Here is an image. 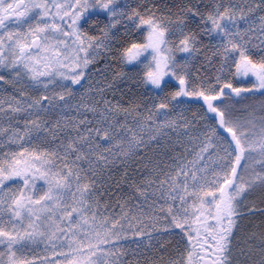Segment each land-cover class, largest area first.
Listing matches in <instances>:
<instances>
[{
	"label": "snow or ice",
	"instance_id": "snow-or-ice-1",
	"mask_svg": "<svg viewBox=\"0 0 264 264\" xmlns=\"http://www.w3.org/2000/svg\"><path fill=\"white\" fill-rule=\"evenodd\" d=\"M0 264H264V0H0Z\"/></svg>",
	"mask_w": 264,
	"mask_h": 264
}]
</instances>
